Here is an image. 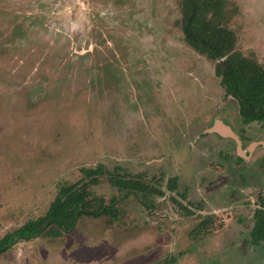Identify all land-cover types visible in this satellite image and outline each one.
Returning a JSON list of instances; mask_svg holds the SVG:
<instances>
[{"label":"rangeland","instance_id":"1","mask_svg":"<svg viewBox=\"0 0 264 264\" xmlns=\"http://www.w3.org/2000/svg\"><path fill=\"white\" fill-rule=\"evenodd\" d=\"M228 2L238 50L263 62L264 0ZM181 21V0H0V239L86 168L118 200L116 220L83 216L0 264H264V123L243 124ZM116 168L161 194L119 191Z\"/></svg>","mask_w":264,"mask_h":264},{"label":"trees","instance_id":"2","mask_svg":"<svg viewBox=\"0 0 264 264\" xmlns=\"http://www.w3.org/2000/svg\"><path fill=\"white\" fill-rule=\"evenodd\" d=\"M228 0H181V26L189 46L209 60L216 62L215 74L220 79L228 97L239 105V115L244 125L264 123V61L245 56L238 50V38L229 27L232 12ZM109 174L110 184L126 194H161L143 181L132 179L118 171ZM83 178L76 183L62 184L47 213L30 220L0 239V256L20 242L41 236L62 237L73 232L83 216L118 218L116 198L107 205L93 195L92 186H98L106 175L105 166L82 170ZM169 189H176V179H171ZM192 214L191 211L188 212ZM251 232L255 245L264 243V197L254 215ZM202 222L197 233H210L211 228Z\"/></svg>","mask_w":264,"mask_h":264},{"label":"bare ground","instance_id":"3","mask_svg":"<svg viewBox=\"0 0 264 264\" xmlns=\"http://www.w3.org/2000/svg\"><path fill=\"white\" fill-rule=\"evenodd\" d=\"M218 123H219V122H218ZM217 126H218L219 128H222V127H220V125H219V124H218Z\"/></svg>","mask_w":264,"mask_h":264},{"label":"flooded vegetation","instance_id":"4","mask_svg":"<svg viewBox=\"0 0 264 264\" xmlns=\"http://www.w3.org/2000/svg\"><path fill=\"white\" fill-rule=\"evenodd\" d=\"M218 124H219V123H218ZM218 124H217V125H218Z\"/></svg>","mask_w":264,"mask_h":264}]
</instances>
